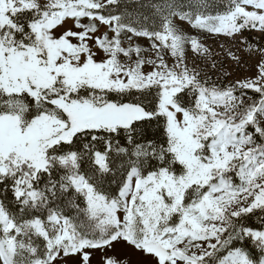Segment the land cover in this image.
Returning a JSON list of instances; mask_svg holds the SVG:
<instances>
[{"label":"snow or ice","instance_id":"snow-or-ice-1","mask_svg":"<svg viewBox=\"0 0 264 264\" xmlns=\"http://www.w3.org/2000/svg\"><path fill=\"white\" fill-rule=\"evenodd\" d=\"M0 264H264V0H0Z\"/></svg>","mask_w":264,"mask_h":264},{"label":"rangeland","instance_id":"rangeland-1","mask_svg":"<svg viewBox=\"0 0 264 264\" xmlns=\"http://www.w3.org/2000/svg\"><path fill=\"white\" fill-rule=\"evenodd\" d=\"M246 35L255 36L256 34L255 33H251V34L246 33ZM206 43L211 45L215 51H219L218 45L224 44L225 46H228V44L231 42L227 41L224 37H219V38H208L206 40ZM245 59H248V57H245ZM232 71H233V77H242V76L251 74V72H253L254 69H249L248 71H245L242 69H236L233 66Z\"/></svg>","mask_w":264,"mask_h":264}]
</instances>
